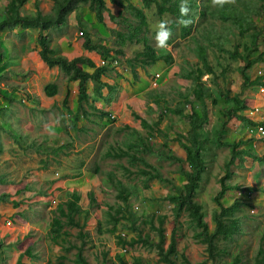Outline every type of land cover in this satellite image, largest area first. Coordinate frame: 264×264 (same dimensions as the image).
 <instances>
[{
  "label": "rangeland",
  "instance_id": "rangeland-1",
  "mask_svg": "<svg viewBox=\"0 0 264 264\" xmlns=\"http://www.w3.org/2000/svg\"><path fill=\"white\" fill-rule=\"evenodd\" d=\"M9 1L0 0V23L7 19L5 6ZM34 1L44 15L55 17L57 4L54 2L61 5L64 0ZM192 1L194 3L192 7L189 6L188 14V17H192L188 25L190 30L186 36L181 34L182 25L177 23L178 16L168 12L159 15L155 4L146 8L140 0H117L113 4L106 1L102 22L96 20L88 4H79L67 16L66 24L47 30L51 46L59 54L60 39L66 37L83 43L86 34L92 44L108 49V53L103 55L99 51L90 52L94 56L98 54L107 62L117 60L115 66L108 63L109 69L112 67L117 72L109 82L113 80L116 88L111 99L115 98L114 102L120 101L122 111L118 114L112 112L114 118L110 119L109 116L110 120L101 118L99 114L110 106L109 100L95 96L92 84L89 83L90 97L85 105L87 109L79 121L66 123L69 117L63 104V111L56 108L53 109L55 112L41 114V118H37L36 121L40 123H35L34 134L21 131L20 124L13 117L15 107L20 104L15 102L14 91L20 85L14 81L16 66L13 64L21 46L39 45L37 35L34 32L24 33L20 27L0 31L3 51L0 57V195H8L0 201L15 203V206L27 205L28 208L24 209L26 217L31 216L28 220L33 223L34 231L41 239L39 241L36 238L37 242L30 245L29 253L26 254L24 250L27 249L24 248L30 240L27 237L33 234L28 233L25 238L9 243L12 246L9 254L6 247L8 244L0 236V264H21L22 260H32L31 263L35 260V264H59L61 256H65L63 264H73L77 249L68 252L63 248L70 243L83 247V256L89 264H120L118 257L126 264H133L135 259H140L142 264H165L159 259L157 250L143 241L134 245L119 243V236L125 242L139 240L140 237L147 238L148 242H156V227L161 217L165 228L164 249L169 244L173 227H176V255L170 257L175 264H184L183 256L191 264H211L206 260L205 244L197 241L194 236L197 228L190 216L183 212L176 221L172 203L164 199L167 194L174 192L172 184L182 187L185 178L179 173V163L168 160L159 150H170L174 155L183 157L184 151L176 137L188 130L185 120L170 114L166 109H174L180 104L184 112L188 113L191 105L197 107L191 95V82L187 74L201 67L196 47L198 44L205 46L213 74H206L202 67L201 81L204 84L208 120L199 132L206 140V170L201 177L195 200L201 205L202 220L211 231L214 227L212 213L217 208L212 197L219 189L218 178L225 173L224 166L231 153L228 146L218 147L215 144V137L225 121L219 110L225 104L222 99L219 104H214L213 100L219 93L229 92V96L233 97L242 91L240 69L245 62L232 57L231 52L236 48L243 52L244 46L251 44L254 28L240 34L239 24L234 18H247L261 30L257 51L252 56H258L260 52L262 54L249 74L252 79L260 78L264 84V14L258 9L262 0H230L222 6L213 5L211 0ZM132 6L142 8L147 19V27L139 37L144 34L158 52L157 60L150 65L142 66L140 58L136 57L142 50V42L128 38L138 23L131 10ZM235 9L234 15L229 14L234 18L222 17V12ZM21 13L34 16L33 3L22 6ZM161 20H167L172 31L166 48H157L155 41V25ZM81 30L84 32L82 35L79 34ZM168 56L170 59L166 60ZM59 74L65 76L62 72ZM106 92L104 89L103 93ZM7 94H11V98L8 99V111H5L2 101L8 98ZM245 95L248 109L242 115L256 123V126L233 119L220 133V142H247L244 146L251 150V155L246 156L244 166L233 167L235 175L228 180V184L241 186V189L228 190L224 196L225 203L231 204L237 199L244 203L236 215L240 219L238 231L232 238L217 242L218 264H229L235 256L241 258V264H256L259 250L264 248V164L258 160L264 155V134L258 133V127L264 123V86L248 89ZM160 112L163 113L161 117ZM58 117L64 121H59ZM141 120L146 121L154 130L143 128ZM46 124L50 126L44 127ZM139 136L147 138V143L154 150L137 155L157 167L167 180L146 181L138 171L144 167L142 164H132L126 156L108 155L118 152L119 148L127 149L125 144L138 140ZM118 180L122 186L118 185ZM248 187L253 189L250 191ZM121 189L128 191L126 201L119 196ZM73 191L81 195L80 205L87 211V215L82 213L79 216L80 222H85L82 229L85 236L78 235V228L66 226L69 235L62 236L66 241L60 238V243L56 244L50 238L54 211ZM90 192L95 198L93 203L88 197ZM9 196L14 199H9ZM119 208L124 217L113 222L111 215ZM129 214H132L131 219L127 217ZM17 225L15 222L5 230L11 231ZM18 250L23 252L15 258Z\"/></svg>",
  "mask_w": 264,
  "mask_h": 264
},
{
  "label": "trees",
  "instance_id": "trees-1",
  "mask_svg": "<svg viewBox=\"0 0 264 264\" xmlns=\"http://www.w3.org/2000/svg\"><path fill=\"white\" fill-rule=\"evenodd\" d=\"M106 1L110 3H115L117 0H64L60 5L59 2L55 1L56 6V14L54 16L44 15L41 11H36L34 16H22L20 15V9L27 2V0H10L6 6L5 16L6 20L0 23V31L9 28L14 29L15 27H20L21 29L27 28H35L39 29V35H37V43L40 45V55L41 58L49 67H59V70L67 77L68 82H77L78 84V94L80 103L88 101V83L92 82L93 84V92L98 98H102V100L108 101L105 97H102V90L106 88L108 93L111 94L114 90L113 87L103 83L101 81L102 76L109 70V64L98 66L96 65L90 58L85 56H76L72 59H68L63 55L59 54L55 48H53L50 44V34L46 32L50 28L59 27L63 24H66L67 16L72 13L79 4H88L91 10L94 12L96 20L98 22L103 21V11L106 9ZM143 7L149 8L151 5L156 6V12L161 15L165 12L171 13L175 16H178L181 19L179 12V4L181 0H140ZM194 1L188 0V6L192 7ZM261 13L264 14V0L261 1L259 8ZM131 10L134 12L136 18L138 19V23L132 29V34H129V40H136L142 42V50L138 52L137 58H140L141 65H150L155 62L158 58L156 54L158 52L154 49V47L148 42V38L143 34L139 37V35L146 29L147 27V19L142 10V8L131 7ZM227 12V11H226ZM225 12V13H226ZM222 12V17L225 19L234 18L232 15L236 13L235 10H230L226 14ZM232 14L231 16L229 14ZM53 17V18H50ZM192 17L185 16L183 19H191ZM240 28V34H244L246 31H250L251 28L254 30L251 33L252 39L250 45L244 46V51L240 52L238 48H236L233 52H231V56L234 58L242 59L245 64L241 67L240 72L243 78L242 91L241 93L230 97L229 92L222 94L219 93L218 97L213 100L214 104H219L220 99L224 100V107L220 108L219 112L222 114L225 121L222 122V129L218 131L217 136L215 137V144L218 147L228 146L230 148V158L226 161L222 176L218 178L219 189L216 194L212 197L213 202L217 206V208L212 213V221L214 223V227L211 231L208 229L207 223L202 220L203 212L201 205L195 200L199 183L201 181V177L206 170V163L204 158V153L206 151V146L204 142L205 138L199 132L204 123L208 120L207 113V104L204 100V84L201 81L202 77V67L205 70L206 74H213V70L208 63V59L206 56V48L205 46L198 44L197 45V55L198 59L201 62V67H196L195 70L189 71L187 74L188 79L191 82V95L193 100L197 103V107L191 105L188 113L184 112V109L179 104L174 109H166L170 114L176 115L188 124V130L183 134H178L176 141L179 146H181L184 151V156L174 155L170 150L163 152L159 150L161 154L168 158V160L172 162H178V170L179 173L185 178V182L182 187L175 186L172 184L174 192L167 194L164 199L169 200L174 209L175 219L177 221L178 217L183 213L187 212L190 216L192 223L195 225L197 230L194 233L197 241L205 244V250L207 253V258L211 264H218L216 261V257L219 254V249L217 248V242L219 240H227L233 237L234 233L238 231V226H240V219L237 215L239 211H241V207L244 202L242 200L237 199L231 204L225 203V194L228 190L231 189H241V186L228 184V180L235 175V171L233 169L234 166L241 167L244 166V162L246 160L247 155H251V150L244 146L247 142L238 141V142H220L222 136L223 129L226 125L231 122L233 119H236L240 122L256 126V123L243 116L242 113L248 109V105L246 102V91L248 89H254L255 87L264 86L261 82L260 78L252 79L249 74V71L252 69L253 65L257 62V58L262 54L260 52L258 56H252L254 51H257V41L258 36L261 30L252 25L247 18H234ZM174 25V22H172ZM190 28L182 25V33L183 36H186L189 33ZM82 31V30H81ZM84 32L82 31V34ZM83 48L89 51L100 52L102 55L108 53V49L99 44H92L89 36L86 34V38L83 41ZM3 56V51L0 46V57ZM166 60L170 59V56L165 57ZM58 87L53 84H49L45 87V94L48 98H53L57 95ZM67 99V96L65 97ZM64 99L63 103L66 104L67 100ZM186 104H188V100L185 99ZM163 115L160 112V117ZM101 118L109 119L108 112H100ZM159 122V121H158ZM158 122L155 123V126L158 125ZM140 124L143 128L148 129L149 131H153L154 128L150 126L146 121L141 120ZM264 128V123L261 124ZM127 149L119 148L118 152H114L113 154L109 153L108 155H113L114 157H122L126 156L128 161L132 164L140 163L144 167L140 168L138 171L141 175L145 177V180L148 181L150 179H158L161 181L167 180L162 176L160 171L154 165L147 163L145 158L141 155H137V153L141 152H152L154 149L147 143V138H143L141 136L138 137V140L129 141L126 144ZM133 152L131 153V151ZM261 163L264 164V155L258 158ZM186 164L187 166H183ZM119 186H122L120 180L117 181ZM1 184V180H0ZM251 191L253 188L248 187ZM119 196L127 200L128 191L121 189L119 192ZM8 197L7 194L0 195V199H5ZM88 197L90 202H95V198L93 193H89ZM81 195L73 191L70 193L69 198L66 201L61 202L56 210L54 211V216L51 222L50 229V238L51 240L59 244V239L65 242L66 239L62 236H68L69 231L65 229L66 226L76 227L79 229L78 235L84 237L85 234L82 232L83 226L85 222L81 223L79 220V216L83 213V215H87V211L83 210L80 205ZM121 208L117 209L113 215H111V219L113 222H118L120 217H124ZM129 219H131L132 214L127 215ZM134 221V219H132ZM163 217L159 219V225L156 227V231L158 233V240L156 242H148L147 238H139V240H133L129 242H125V240L119 236V243L124 245L128 243L129 245H134L137 242H144L149 244L150 247L155 248L157 250V255L161 262L165 264H175L174 261L170 259L171 256L176 255V239H175V231L176 227L174 226L170 235V241L166 249H164L163 244L165 243V228L162 226ZM65 250H71L73 248L77 249L75 254V260L73 264H89L87 259L83 256V247L76 246L73 243L69 245L63 246ZM29 253V249H28ZM65 260V256L59 257V264H63ZM118 261L120 264H126L122 262L119 257ZM184 264H191L189 260L183 256ZM133 264H142L140 259H135ZM203 264V263H197ZM229 264H241V258L239 256H235L233 260ZM256 264H264V248H261L258 253V257L256 259Z\"/></svg>",
  "mask_w": 264,
  "mask_h": 264
},
{
  "label": "crops",
  "instance_id": "crops-1",
  "mask_svg": "<svg viewBox=\"0 0 264 264\" xmlns=\"http://www.w3.org/2000/svg\"><path fill=\"white\" fill-rule=\"evenodd\" d=\"M30 2L33 3L34 13H36V11H41L39 8H37V4L35 3L34 0H27L26 3L29 4ZM6 6H5V10H6ZM21 10L22 8L20 9V15H22ZM26 15L27 14L22 16H26ZM20 30L24 31V33L34 32L35 35H39V29L27 28L24 30L23 29ZM58 44L60 47L59 48L60 54L63 55L64 57L68 59H72L76 56H85L87 58H90L96 65L99 66V62L102 58H100V56L97 54L98 58L96 59L97 55L94 56L90 51L84 49L83 43L80 42V40L79 41H75L71 39L69 40L66 37H64L58 41ZM19 50L20 51L16 53L15 56L16 61L14 62L13 65L16 66V75H15L16 79H14V81L20 85V88L14 91L16 98L15 102L20 103L19 104L20 106L18 105L17 107H15V113L13 117L16 120V123L20 124V128L22 129L21 131L24 132L31 131V133L34 134L35 133L34 130L36 128L35 123H40L39 121H36L37 118H39L41 114L55 112L53 111V109L56 108L59 111L60 110L63 111L62 105L64 104L63 101L64 99H66L65 98L66 96H67L66 99L67 103L64 104L66 108L65 113H68L67 117H69L67 118L69 120H66V123L68 121L70 122L74 120L79 121V119L82 117L81 114H85V110L87 109L85 105L87 102L83 101L80 103L77 82H68L66 76L61 77V75L59 74L61 73L59 67H52L51 69V67H49L47 63H45L41 58L39 45L29 44L28 47L21 46ZM97 60H99V62ZM115 73L117 72L114 69H112V67H110V69L101 78V81L103 83L114 88L113 92H115L116 90L114 85L115 83L113 80L111 81V83L109 81L112 79V75H115ZM89 83L92 84V82ZM49 84H53L58 87L57 95L53 98H48L45 94V87ZM92 88H93V84H92ZM103 90H102V97L103 98L105 97L107 100H109L108 102L110 103V106L107 107V109H104L105 112H109V116L112 115V112L116 114L120 113L122 111V107L120 108L119 106L120 101L118 100L114 102L115 98L111 99L113 96V92L109 94L108 90L106 89L107 92L106 94H104ZM87 93L89 95L88 90ZM6 96L8 98L7 99L5 98L6 100L2 101L3 102L2 104L3 107H5V111H8L7 109L9 104L8 99L11 98V94H7ZM89 97L90 95L88 96V100ZM22 103L24 105H22ZM71 113H73V115L70 117ZM59 121L63 122L64 119L60 120L59 118ZM49 126L50 124H46L44 127L48 128ZM47 133H51V132H47ZM0 187H2V185H0ZM24 192L26 193V191ZM9 199H14V198L9 196ZM26 208H28L27 205L15 206V203L6 204V202L0 201V225L2 223V225L0 226V236L3 237V240H5L6 243L8 244V246L6 247L8 249L7 252L9 254L11 253L10 249L12 248V246L9 243L14 240L16 241L18 239L25 238V235H28V233H33V234H29L30 236L27 237L30 240L27 243L26 248H24L27 249L24 250V253L28 254V249H30V245H35L37 240L41 241L39 234H37L36 231H34V225H32L33 223L31 224L28 220V218H31V216H29L28 218L26 217L24 210ZM30 209L33 210L32 208ZM7 219L12 221L11 225L9 226L5 224V221ZM15 222L19 224L17 225V227L14 226L11 231L5 230V228L8 229L9 227H12ZM36 238L37 240H35ZM45 242L47 245H50L48 241ZM22 252L23 250H18L15 258H18L19 255L22 254ZM31 261L22 260L21 264H35V260L33 263H31Z\"/></svg>",
  "mask_w": 264,
  "mask_h": 264
},
{
  "label": "clouds",
  "instance_id": "clouds-1",
  "mask_svg": "<svg viewBox=\"0 0 264 264\" xmlns=\"http://www.w3.org/2000/svg\"><path fill=\"white\" fill-rule=\"evenodd\" d=\"M213 5H223L230 2V0H211ZM188 0H181L179 4V12L181 19L177 21L178 24L187 27L191 23V19H183V17L188 16L189 14ZM156 29V46L157 48H166L168 47V40L172 36V31L168 26L167 20H161L155 25Z\"/></svg>",
  "mask_w": 264,
  "mask_h": 264
},
{
  "label": "built area",
  "instance_id": "built-area-1",
  "mask_svg": "<svg viewBox=\"0 0 264 264\" xmlns=\"http://www.w3.org/2000/svg\"><path fill=\"white\" fill-rule=\"evenodd\" d=\"M79 34L82 35V31H80ZM108 63H109V62H107L105 59L102 58V59L100 60V62H99V65L102 66V65H106V64H108ZM110 63H111V65H114V66H115V65L117 64V60L115 59V60H113V61L110 62ZM156 77H158V76H156ZM153 85L155 86L156 84L154 83ZM112 118H114L113 115H110V119H112ZM258 133H259L260 135L264 134V129H263L262 126H259V127H258ZM11 222H12L11 220H8V219H7V220L5 221V224H6L7 226H9V225H11Z\"/></svg>",
  "mask_w": 264,
  "mask_h": 264
}]
</instances>
